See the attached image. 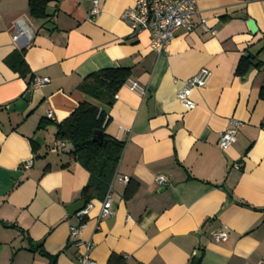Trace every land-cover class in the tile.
<instances>
[{"label":"crops","instance_id":"0c3cea01","mask_svg":"<svg viewBox=\"0 0 264 264\" xmlns=\"http://www.w3.org/2000/svg\"><path fill=\"white\" fill-rule=\"evenodd\" d=\"M46 1V17L35 19L28 0H0V264H76L85 243L98 264L113 256L123 264H187L197 254L200 264L264 261V0H196L191 30L176 31L160 54L150 49L149 31L134 34L124 19L136 0ZM94 1L100 12L92 17ZM17 19L32 32L23 48L11 42ZM247 56L259 66L237 75ZM117 68L129 77L102 108L104 133L123 151L110 185L113 214L99 219L104 197L86 189L88 172L48 148L56 124L91 102L80 89L85 78ZM203 68L211 77L185 110L176 92ZM32 77L49 82L33 89ZM129 81L146 95L131 93ZM230 120L239 123L236 142L223 152L218 140ZM157 175L168 185L158 187ZM81 201L92 208L73 238L80 222L67 208ZM223 229L227 241L214 242ZM40 243L53 262L32 250Z\"/></svg>","mask_w":264,"mask_h":264},{"label":"built area","instance_id":"2783aa9c","mask_svg":"<svg viewBox=\"0 0 264 264\" xmlns=\"http://www.w3.org/2000/svg\"><path fill=\"white\" fill-rule=\"evenodd\" d=\"M100 10L97 2L92 3L90 15L95 17L99 14ZM196 13V0H136L134 6L124 13V19L129 28L134 34L142 31L150 32V49L156 54L164 53L173 38V35L179 29L191 30V18ZM206 21L202 20L200 27L202 31L209 32L205 26ZM16 31L11 38V42L23 48L28 44L32 38V32L27 27L25 22L21 19L15 21ZM214 35V31H210ZM211 77V72L207 69H200L193 77L184 81L182 87L176 92V100L185 109L191 110L195 108V104L191 99V93L194 89L204 87ZM47 78L34 77L32 80V88L38 89L47 84ZM125 87L134 94L141 97L146 95V89L138 85L134 81H129ZM46 118L53 121L51 111H47ZM239 128V123L235 120L229 121L228 128L220 134L218 140V147L221 151H226L236 142V133ZM72 149L71 145L66 141H55L51 147L48 148L50 153H64L67 154ZM31 162L23 165L24 169H28ZM120 182L126 185L128 178L123 177ZM155 183L158 187H165L168 185V179L164 175H157ZM111 187H109L105 194L102 205L99 211L98 218H105L112 216L111 210ZM92 208L91 204H87L77 212L75 215L80 222L78 227L70 228V236L78 238L79 231L84 225V220L88 216ZM228 229L216 231L212 234V239L216 243H223L228 239ZM93 245L85 243L83 254H81L76 264H98L89 256ZM258 264H264V261Z\"/></svg>","mask_w":264,"mask_h":264},{"label":"trees","instance_id":"16d2710c","mask_svg":"<svg viewBox=\"0 0 264 264\" xmlns=\"http://www.w3.org/2000/svg\"><path fill=\"white\" fill-rule=\"evenodd\" d=\"M46 3V0H28L30 16L35 19H44ZM19 52L22 53V51ZM258 66L259 63L255 62L253 57H242L238 62L236 74L244 75L249 68ZM128 77V70L121 68L106 69L89 75L83 81L80 89L91 102L83 101L66 119L55 126V141L68 142L72 147L67 153L68 157L77 162L89 174V183L86 189H94L102 193L103 197L115 175L123 151V143L104 133L108 116L102 106L112 104L114 95ZM32 80L33 77L31 85ZM259 98L264 101V88L260 89ZM49 123L48 121L40 122L37 129H41ZM129 186L130 180L126 184L124 199L132 195ZM32 250H38L42 257L51 259L53 262L54 259L43 251L41 243L33 247ZM122 261L120 257L113 256L109 263L123 264ZM200 262V257L193 256L187 264H200Z\"/></svg>","mask_w":264,"mask_h":264},{"label":"water","instance_id":"95a60500","mask_svg":"<svg viewBox=\"0 0 264 264\" xmlns=\"http://www.w3.org/2000/svg\"><path fill=\"white\" fill-rule=\"evenodd\" d=\"M247 27L249 32L254 33L255 32V24L253 21H248L247 22ZM85 206V202L81 201L78 203H75L67 208V214L68 217L71 218L73 215H75L77 212H79L83 207ZM196 257H199V254L196 255Z\"/></svg>","mask_w":264,"mask_h":264}]
</instances>
